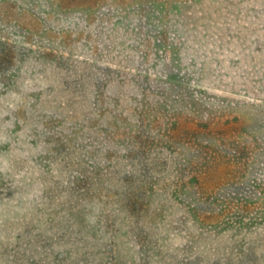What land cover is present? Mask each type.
Here are the masks:
<instances>
[{"label":"rangeland","instance_id":"obj_1","mask_svg":"<svg viewBox=\"0 0 264 264\" xmlns=\"http://www.w3.org/2000/svg\"><path fill=\"white\" fill-rule=\"evenodd\" d=\"M0 264H264V0H0Z\"/></svg>","mask_w":264,"mask_h":264}]
</instances>
